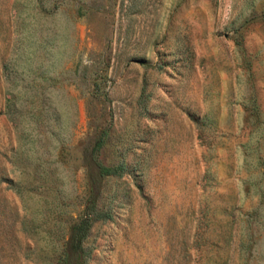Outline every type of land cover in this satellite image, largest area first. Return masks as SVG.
I'll list each match as a JSON object with an SVG mask.
<instances>
[{
    "label": "rangeland",
    "instance_id": "374dc122",
    "mask_svg": "<svg viewBox=\"0 0 264 264\" xmlns=\"http://www.w3.org/2000/svg\"><path fill=\"white\" fill-rule=\"evenodd\" d=\"M101 131L87 264H264V0H0V264H59Z\"/></svg>",
    "mask_w": 264,
    "mask_h": 264
},
{
    "label": "trees",
    "instance_id": "16d2710c",
    "mask_svg": "<svg viewBox=\"0 0 264 264\" xmlns=\"http://www.w3.org/2000/svg\"><path fill=\"white\" fill-rule=\"evenodd\" d=\"M102 132L87 139L79 149L85 172L86 193L79 212L67 224L59 264H87L90 248L85 240L92 223L111 217L109 209L100 200L102 180L110 175H120L126 164L122 160L107 163L98 157V149L103 143Z\"/></svg>",
    "mask_w": 264,
    "mask_h": 264
}]
</instances>
